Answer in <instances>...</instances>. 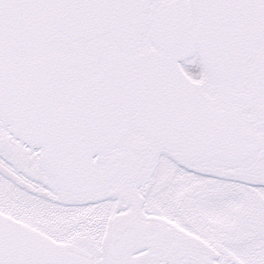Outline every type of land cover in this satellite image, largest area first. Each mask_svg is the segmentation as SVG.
<instances>
[{
	"label": "water",
	"instance_id": "1",
	"mask_svg": "<svg viewBox=\"0 0 264 264\" xmlns=\"http://www.w3.org/2000/svg\"><path fill=\"white\" fill-rule=\"evenodd\" d=\"M154 2L0 0V120L38 149L36 162L57 192L99 197L131 158L112 155L104 167L93 158L131 130L189 160L246 162L264 146V136L244 129L237 105L264 106V0H192L194 30L188 1L168 0L149 14L153 47L140 49L146 8ZM195 52L214 98L179 66ZM249 60L252 92L239 98L233 86ZM112 226L127 231L109 254L153 246L144 243V225L124 214ZM0 264H91V258L0 213Z\"/></svg>",
	"mask_w": 264,
	"mask_h": 264
},
{
	"label": "rangeland",
	"instance_id": "2",
	"mask_svg": "<svg viewBox=\"0 0 264 264\" xmlns=\"http://www.w3.org/2000/svg\"><path fill=\"white\" fill-rule=\"evenodd\" d=\"M186 65L190 78L207 90L197 58ZM247 113L255 117L252 110ZM140 139L132 132L128 141ZM18 149L20 158L0 149V210L86 250L94 264H104L106 228L115 214L132 206L116 196L75 204L45 183L34 151ZM131 186L143 221L202 242L217 264H264V157L221 165L187 161L172 149L152 146Z\"/></svg>",
	"mask_w": 264,
	"mask_h": 264
},
{
	"label": "flooded vegetation",
	"instance_id": "3",
	"mask_svg": "<svg viewBox=\"0 0 264 264\" xmlns=\"http://www.w3.org/2000/svg\"><path fill=\"white\" fill-rule=\"evenodd\" d=\"M152 7L153 5H149L147 11H151ZM191 20L193 21L192 18ZM246 66L249 70L247 71L248 76L246 74L241 75V77L237 80V88L238 85H240L242 92L244 94H249L251 91L250 85L252 84L251 71L253 70L254 63L249 60ZM209 93L212 92L209 91ZM251 110L253 111L255 117L251 115L248 116L247 112H251ZM263 110L264 107H260L259 109H257L254 106L242 107L241 110L246 118V127L253 129V131L258 134L264 133V115L262 114L261 116H259V112ZM18 146L22 148L24 147L9 135L6 126L3 125L0 121V149L8 152L13 157L20 158L21 152L19 151ZM152 146L154 145L144 142L142 138L138 141L131 142H129L127 139L118 148H115L109 152H105L101 156L96 157V161L98 162V164L104 165L105 161L110 155L115 154L116 152H124L126 155L133 156V161L132 164L128 168H126V170H124L117 177H115L102 187V196L100 199H93L92 196H86V198L83 199L71 200L75 204L97 202L104 197H108L106 196V192L109 188L120 186L124 189V194L118 195L116 197H124L125 201L132 206L130 210H125L121 213L125 214L127 219L132 220L135 223L144 225L145 236L148 238V242L144 243L151 244L153 245L152 247H140L138 249H132L124 254H109L107 249L111 251V246L118 245L121 241V238L123 237L122 232H124V230L126 231V229H124L122 232H120L117 228L114 227L109 230L112 222L111 220L105 232L107 233L109 230L107 239L104 240L105 244L103 246L105 252L104 264H217L216 260L214 259L213 253L210 252L202 242H193L191 240H186L184 237H182L178 233L171 231L167 227H159L155 225L153 221H143V209L139 201L135 199L134 190L131 184L138 171L140 160L147 152V150H149V148ZM257 156L264 157V150H260ZM2 213L7 214L25 224H28L14 215L5 212ZM117 214H115V216ZM30 226L54 240L72 244L71 242L69 243V241L63 240V238L57 239L53 237V235L51 236L47 234L45 231H42L32 225ZM88 254L91 255L92 264H94L95 258L91 253Z\"/></svg>",
	"mask_w": 264,
	"mask_h": 264
}]
</instances>
